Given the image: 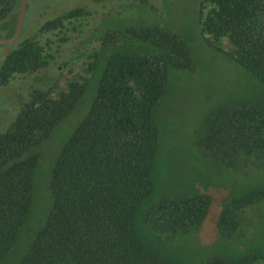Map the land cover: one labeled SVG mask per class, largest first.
I'll list each match as a JSON object with an SVG mask.
<instances>
[{"label": "trees", "instance_id": "16d2710c", "mask_svg": "<svg viewBox=\"0 0 264 264\" xmlns=\"http://www.w3.org/2000/svg\"><path fill=\"white\" fill-rule=\"evenodd\" d=\"M19 1L0 0L5 38L14 32ZM136 1L96 0L89 8L108 21L113 5ZM81 2L41 21L37 35L21 32L0 68V88L14 79L30 83L19 96L18 111L13 108L0 129V264L33 216L34 173L48 150L45 142L77 115L87 97L89 110L61 145L50 172L51 209L16 264H174L142 246L136 217L153 194L157 111L173 75L195 70L187 39L119 21L98 34L82 26L94 13ZM198 14L204 42L245 70L264 95V0H202ZM196 144L225 169L264 170V97L212 108ZM263 199L258 187L228 203L218 228L237 230L236 213ZM209 206L206 197L164 200L146 211L143 223L166 240L187 235L200 229ZM260 260L254 251L207 264Z\"/></svg>", "mask_w": 264, "mask_h": 264}, {"label": "rangeland", "instance_id": "374dc122", "mask_svg": "<svg viewBox=\"0 0 264 264\" xmlns=\"http://www.w3.org/2000/svg\"><path fill=\"white\" fill-rule=\"evenodd\" d=\"M94 1L91 0L89 4L87 0L83 4L81 0H28L22 36L37 35L41 21L51 19L57 11L58 16L63 11L74 9L80 2L93 12L89 7ZM201 1L121 2L113 5L114 12L110 13L111 19L108 21L103 20L100 13L93 12L81 24L96 28L98 34L110 29V24L117 21L125 25L155 26L176 33L187 39L195 67L193 72L183 71L173 75L168 96L157 111L159 143L152 173L153 194L138 209L136 217V234L142 246L158 259L174 264H207L213 258H241L254 251L261 255V260L255 264H264V199L236 213L237 230H230L231 225L223 231L218 228L219 219L228 203L258 187L264 189V170L260 167L225 169L206 157L196 144L200 128L212 108L227 101H261L263 90L245 70L204 42L198 24ZM0 37L5 38L6 35L0 32ZM15 48L16 44L0 46V68ZM76 72L74 74H78ZM63 77L69 79L67 73ZM31 80L35 82L32 77ZM91 100V97H87L77 115L69 117L45 142L43 150H48L43 153L34 173V197L37 195V198L33 216L3 264L18 262L50 211L51 169L61 145L85 116ZM7 105L8 101H0V106ZM9 110L10 106H7L1 115L5 117ZM185 196L210 200L208 215L200 229L167 240L148 231L143 221L144 214L151 206Z\"/></svg>", "mask_w": 264, "mask_h": 264}, {"label": "flooded vegetation", "instance_id": "af4514ba", "mask_svg": "<svg viewBox=\"0 0 264 264\" xmlns=\"http://www.w3.org/2000/svg\"><path fill=\"white\" fill-rule=\"evenodd\" d=\"M26 82L27 81L25 79L24 80L14 79L12 81L13 84L7 86L6 88L5 87L0 88V101L5 100V101L9 102V105H7V106H10V110H9L8 114L10 112H15L13 110H15L16 107L19 108V104L21 103L19 96H22L24 90L26 89V85H27ZM27 83H29V82H27ZM14 99H16V100H14ZM7 106H0V129L5 122L4 118L8 117V114L5 117H3L1 115ZM13 108H15V109H13ZM16 110L18 111V109H16Z\"/></svg>", "mask_w": 264, "mask_h": 264}, {"label": "water", "instance_id": "95a60500", "mask_svg": "<svg viewBox=\"0 0 264 264\" xmlns=\"http://www.w3.org/2000/svg\"><path fill=\"white\" fill-rule=\"evenodd\" d=\"M27 3H28V0L19 1V7H18V12H17V19H16L14 32L12 36L9 38L0 37V46H10L19 39L21 32H22L24 20H25Z\"/></svg>", "mask_w": 264, "mask_h": 264}]
</instances>
